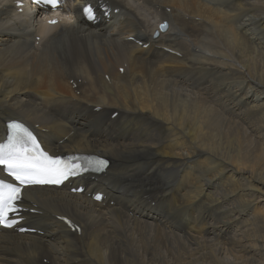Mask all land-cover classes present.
I'll use <instances>...</instances> for the list:
<instances>
[{
    "label": "bare ground",
    "instance_id": "6f19581e",
    "mask_svg": "<svg viewBox=\"0 0 264 264\" xmlns=\"http://www.w3.org/2000/svg\"><path fill=\"white\" fill-rule=\"evenodd\" d=\"M64 3L0 0V144L15 120L111 164L24 189L0 264H264V0Z\"/></svg>",
    "mask_w": 264,
    "mask_h": 264
},
{
    "label": "snow or ice",
    "instance_id": "6c2138e0",
    "mask_svg": "<svg viewBox=\"0 0 264 264\" xmlns=\"http://www.w3.org/2000/svg\"><path fill=\"white\" fill-rule=\"evenodd\" d=\"M42 7H51L53 11L62 7L63 0H33ZM83 14L92 21L96 15L91 4L83 9ZM57 23V21H50ZM166 29V25L162 26ZM12 136L6 144H0V169L5 171L16 183L0 179V225L12 227L15 219L23 210L20 201L23 189L37 184H61L69 177L88 171H102L107 162L99 159L69 158L67 161L54 158L40 150L35 137L22 124L9 125ZM100 199V196L96 197Z\"/></svg>",
    "mask_w": 264,
    "mask_h": 264
},
{
    "label": "rangeland",
    "instance_id": "374dc122",
    "mask_svg": "<svg viewBox=\"0 0 264 264\" xmlns=\"http://www.w3.org/2000/svg\"><path fill=\"white\" fill-rule=\"evenodd\" d=\"M138 3H139V2H137V4H138ZM140 5H141V4H140ZM146 14L148 15V18H150L151 20H153V18H154V16H155V15H152L153 13H151V12L149 13V12H148V13H146ZM149 16H150V17H149ZM152 22H153V24L155 23L154 20H153Z\"/></svg>",
    "mask_w": 264,
    "mask_h": 264
}]
</instances>
